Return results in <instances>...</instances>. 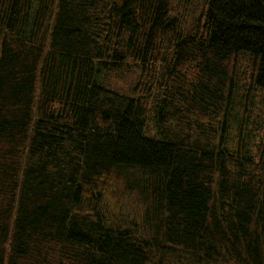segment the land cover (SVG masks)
<instances>
[{
  "label": "trees",
  "instance_id": "trees-1",
  "mask_svg": "<svg viewBox=\"0 0 264 264\" xmlns=\"http://www.w3.org/2000/svg\"><path fill=\"white\" fill-rule=\"evenodd\" d=\"M0 264H264V0H0Z\"/></svg>",
  "mask_w": 264,
  "mask_h": 264
}]
</instances>
